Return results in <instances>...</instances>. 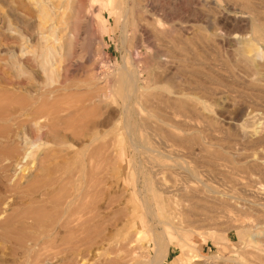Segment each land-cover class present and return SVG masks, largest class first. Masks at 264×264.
Wrapping results in <instances>:
<instances>
[{"label": "bare ground", "instance_id": "6f19581e", "mask_svg": "<svg viewBox=\"0 0 264 264\" xmlns=\"http://www.w3.org/2000/svg\"><path fill=\"white\" fill-rule=\"evenodd\" d=\"M82 1L56 0L52 2V9L55 14H60L66 5ZM201 1L216 14L206 18H200L199 14L191 20H183L190 0H177L171 10L161 6L149 10L146 0H123L124 4H116L123 17L122 37L129 41L118 85L120 129L109 125L113 131L99 135L98 128L109 121H88L84 136L87 145L75 158L67 153L61 164V159L57 160L55 156L36 163L37 171L48 163L42 168L45 176L55 178L59 175L56 182L40 195L45 202H50L52 213H47L48 226L43 223L45 211L39 209L35 213V227L41 238L31 235L32 245L53 239L61 231L68 232V238L78 231L84 235L88 232V223L94 222L98 216L96 212H99L92 206L100 191L97 187L102 183L97 176L102 174L100 165L105 161L104 150H107L103 140L117 133L119 145H123L125 135L134 152L133 158L138 159L144 183L141 201L146 204L145 212L149 217L156 216L160 224L175 225L183 230L201 225L205 219L217 220L230 209L236 210L243 218L237 225L245 229L253 241L256 239L260 243L259 247H254L255 255L264 257V11L252 8L255 0ZM221 3L230 11H240L244 15L240 19L241 27L229 29L220 24V19L230 17L223 11ZM55 26L53 29H58ZM56 49L48 50L51 59L55 60L59 55L57 52L62 51L60 47ZM74 111L72 115H79L82 120L91 115ZM54 141L62 142L58 138ZM79 155L82 157L77 163ZM30 156L31 150L25 152L26 159ZM148 191L151 199L147 197ZM80 208L84 211L88 208L86 213L90 216L77 222L73 216ZM71 225L77 230L70 229ZM45 226L50 228L41 232ZM135 236L140 239L141 234ZM84 242H81L83 246L89 243ZM117 243L122 251L124 245ZM155 244L153 262L164 264L171 243L162 233L156 235ZM131 257L128 253L124 259H129L127 263L132 264ZM188 257L185 254L174 264H181L184 258L189 262ZM48 260L46 264H53Z\"/></svg>", "mask_w": 264, "mask_h": 264}, {"label": "rangeland", "instance_id": "374dc122", "mask_svg": "<svg viewBox=\"0 0 264 264\" xmlns=\"http://www.w3.org/2000/svg\"><path fill=\"white\" fill-rule=\"evenodd\" d=\"M55 1L0 0V264H46L48 259L53 264H129V259H124L128 253L132 256V264H154L155 238L162 233L171 243L164 264H174L185 254L189 255V262L184 258L181 264H264V257L255 255L254 247H259L260 243L256 239L253 241L245 229L238 226L243 218L236 210L230 209L220 214L217 220L205 219L201 225L183 230L175 225L160 224L154 214L155 218L149 217L145 212L147 206L141 201L144 183L138 159L133 158L134 152L125 135L123 145H119L117 133L103 140L107 150L113 144L108 151L104 150L105 161L100 165L102 174L97 176L102 183L97 187L100 191L92 206L99 212L95 211L97 218L88 223V232L84 235L78 231L73 238H68V232H56L53 239L32 245L30 239L41 238L35 227V213L39 209L45 211L42 216L45 215L43 223L46 225L49 223L47 213H52L50 202H45L40 195L56 182L59 175L55 178L45 176L42 168L48 163L38 171L35 165L46 158L51 160V156L61 159V164L67 153L75 158L87 145L84 136L88 121H109L98 128L99 135L113 131L110 126L120 129L118 85L129 44L122 37L123 17L116 7L123 0H83L66 5L60 14L53 12L52 2ZM150 1L145 2L150 6H147L149 10L160 6L171 10L177 4V0ZM200 1L190 0L183 20H191L199 14L200 18L216 14ZM221 5L230 17L220 19V24L229 29L241 27L239 23L244 15L240 11H230L223 3ZM252 6L264 11V0H255ZM53 26L58 27V32ZM59 47L62 50L59 51L61 55L57 52L60 59L58 56L51 59L52 49L55 51ZM59 76L65 79L61 80ZM102 93L107 95L106 98ZM74 109L78 114L86 112L91 115L82 120L79 115H72ZM117 120L119 122L115 124ZM57 138L62 142L56 143L54 139ZM108 139L113 141L110 140L109 144ZM29 149L31 156L26 159L25 152ZM81 157L76 158L77 163ZM147 197L152 198L150 191ZM154 203L152 208L155 209ZM87 209L77 210L74 220L80 222L89 217ZM47 226L39 233L47 231L50 228ZM71 227L75 229L73 225ZM136 233L141 234L140 239L136 238ZM82 241L90 244L84 242L83 246ZM117 242L124 245L122 251ZM68 243L70 246H66Z\"/></svg>", "mask_w": 264, "mask_h": 264}]
</instances>
